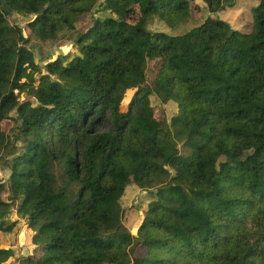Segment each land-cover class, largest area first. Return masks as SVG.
<instances>
[{
	"label": "trees",
	"instance_id": "16d2710c",
	"mask_svg": "<svg viewBox=\"0 0 264 264\" xmlns=\"http://www.w3.org/2000/svg\"><path fill=\"white\" fill-rule=\"evenodd\" d=\"M193 1L0 0V234L16 210L35 247L16 264H264V0L250 32L217 16L237 0H201L211 16L185 34L149 30L186 24ZM67 33L79 54L42 73L32 40ZM130 186L152 198L137 233Z\"/></svg>",
	"mask_w": 264,
	"mask_h": 264
},
{
	"label": "rangeland",
	"instance_id": "374dc122",
	"mask_svg": "<svg viewBox=\"0 0 264 264\" xmlns=\"http://www.w3.org/2000/svg\"><path fill=\"white\" fill-rule=\"evenodd\" d=\"M258 2L255 0H237L236 6L234 8H228L221 13H218L217 16L222 20L227 21L234 29L244 30L250 32L253 28V7L257 6ZM192 16L190 20L181 25L177 29H170L166 26L165 23L159 19L154 20L149 26V30L152 32H164L173 36L182 35L189 32L191 29L200 26L209 16H211L207 6L201 1L196 0L191 4ZM105 12H96L95 17L105 15ZM93 15V16H94ZM93 16L88 15L84 16L77 26L78 32H83L92 25ZM34 17H27L19 14H14L11 23L22 28L24 34L29 37L30 29L28 28V23L31 22ZM133 21L139 20V13L137 10L133 12ZM72 33H67L65 36L57 41H48L41 42L37 39H33L31 42V48L35 55L36 64L39 65L42 69V73H45L43 68L45 65L62 55H70L74 57L79 54L75 43L71 40ZM156 64L149 63L148 66V76L150 79H153V71L155 70ZM40 74H36V78L39 79ZM130 97V94H129ZM128 97V98H129ZM26 97H22L24 100ZM153 106L161 105L166 113V117L171 121L172 117L176 116L179 113V106L176 102H170L168 104L162 105V103L157 100L152 102ZM156 117H160L159 111L155 110ZM12 127L11 121H7L3 125V129L6 132ZM10 177V172L5 170L0 163V178L6 184ZM5 199H9L8 193L5 196ZM152 198L149 194L136 186H130L125 196L122 199V205L125 209L124 214V223L131 230L137 233L135 230L139 228L142 223L143 215L147 206ZM12 221L18 222L17 226L11 233H1L0 234V249H11L14 251L15 256L11 259L8 264L18 263V259L21 257L28 256L34 252V248L30 242V232L28 228V221L25 218H22L18 215L17 211L14 210L10 216ZM145 251L138 250L137 256H144Z\"/></svg>",
	"mask_w": 264,
	"mask_h": 264
},
{
	"label": "crops",
	"instance_id": "0c3cea01",
	"mask_svg": "<svg viewBox=\"0 0 264 264\" xmlns=\"http://www.w3.org/2000/svg\"><path fill=\"white\" fill-rule=\"evenodd\" d=\"M136 231L138 230V228L135 229ZM133 233H135L134 231H132Z\"/></svg>",
	"mask_w": 264,
	"mask_h": 264
}]
</instances>
